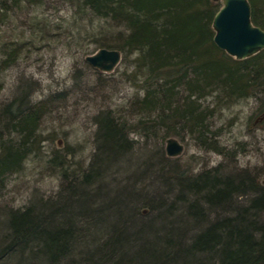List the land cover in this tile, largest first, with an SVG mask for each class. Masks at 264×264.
<instances>
[{
	"label": "rangeland",
	"instance_id": "obj_1",
	"mask_svg": "<svg viewBox=\"0 0 264 264\" xmlns=\"http://www.w3.org/2000/svg\"><path fill=\"white\" fill-rule=\"evenodd\" d=\"M211 1L222 5L221 1ZM85 4L86 0H0V114L13 101L23 107L21 115L43 106L29 135L25 158L16 170L0 173V241L8 233L11 216L27 206L56 202L71 184L89 192L101 190V195L117 202L127 193L119 196L113 184L122 183L135 194L156 198L155 204L176 203L174 213H167L164 209L149 211L139 199L129 200L134 216L145 221L147 237L141 242L147 250L155 238L166 234V227L160 223L164 214L170 218L177 213L171 218L172 228L184 231L195 221L200 223L197 217L201 215H208L205 222L231 215L225 202L211 215L212 207L201 202L204 191L193 193L195 196L187 194L192 180L199 177H218L231 181L234 187L242 182L244 193L249 195L240 199L232 192L229 198L237 208H250L248 199L257 194L251 186L264 190V85H260L264 82V50L255 59H249L254 55L237 60L217 47L233 66L235 92L226 94L220 88L205 87L188 97V92L181 90L179 98L165 101V80L151 79L149 89L156 92L160 103L143 109L140 100L145 90L141 83L147 71L141 66L142 76L135 73L139 65L136 52L120 51L122 59L109 73L85 61L87 55L103 48L102 42L121 46L119 32H126L116 21L94 16ZM244 73L252 75V87L242 86L244 75H240ZM169 82L165 81L167 85ZM187 101L194 104L191 112L201 117L197 132L186 128L188 120L183 116L175 124H167L168 119L164 120L166 125L160 123L158 114H176ZM106 118H111L126 142L128 136L126 147L112 151L110 156H105L106 146L99 142L104 125L97 124ZM151 120L159 129L155 135L142 130L144 123L140 125ZM4 127H0V141L18 147V137L8 133L10 126ZM169 138L183 145L180 155H166ZM181 196L184 203L179 202ZM194 202L202 203L205 215L193 207ZM258 216L257 226L264 224V211Z\"/></svg>",
	"mask_w": 264,
	"mask_h": 264
},
{
	"label": "trees",
	"instance_id": "obj_2",
	"mask_svg": "<svg viewBox=\"0 0 264 264\" xmlns=\"http://www.w3.org/2000/svg\"><path fill=\"white\" fill-rule=\"evenodd\" d=\"M248 1L253 24L264 29V0ZM85 6L94 16L116 21L126 31L119 32L123 45L112 47L102 42L101 47L117 48L119 51L130 49L138 54L136 59L139 65L135 73L142 76V67L147 71L141 83L145 90L140 100L145 105L143 109H151L160 103V100L155 99L156 92L153 91V94L149 89L151 85L148 81L151 79L170 81L168 85L165 81L162 84L166 87L163 91L165 101L169 97L179 98L181 90L188 92V97H191L194 90L205 87L220 88L226 94L238 89L236 78L232 74L233 66L228 64L229 58L213 42L211 25L220 8L219 4L211 0H86ZM260 54L249 59H255ZM235 63L240 64L242 61L235 60ZM234 67L239 70L238 66ZM242 76V86L247 84L252 87V75L244 73L240 78ZM260 85H264V82ZM188 97L185 99L190 100ZM193 107V102L187 101L183 110L171 115L158 114V119L162 125H166L165 119L170 120L167 124H172L178 117L183 116L188 120L186 128L194 133L201 117L191 112ZM22 109L21 105H16L13 101L1 110L0 127L10 126L8 133L16 135L20 144L12 148L0 141V173L16 170L25 158L29 135L43 111V106H35L26 112L27 115H21L24 113ZM187 111L191 113L183 114ZM3 114L7 116L3 117ZM99 121L97 124L104 125L101 127L103 132H99V142L106 146L105 156H110L114 150L124 149L128 144V136L126 142L111 118ZM143 123L144 132L155 135L159 131L153 120L149 124L140 122V125ZM162 139L166 138L163 136ZM113 185L119 196L127 193L117 202L101 195V190L89 192L80 185L77 187L71 184L56 202L48 201L39 204L37 208L27 206L23 212L11 216L8 228H5L8 233L0 241V263L264 264V224L257 226L256 221L258 214L264 211V190L251 186L257 194L262 191L261 196L257 198L255 192V196H249L248 199L250 208H237L229 196L232 192L240 197L249 195L244 193L242 182L234 187L231 181L220 180L218 177H199L192 180L187 194L195 196L193 193L204 191L201 202L212 207L211 215L222 202L229 203L231 215L221 220L212 218L210 221L206 220L207 222L204 219L208 215H201L200 219L197 217L200 223L195 221L184 231L172 228L171 218L177 213L170 218L164 214L160 223L166 227V234L162 233L159 238H155L149 245L150 250H147L145 242H141L145 235L147 237L143 228L145 221L141 222L138 216H134L129 200L139 199V204L143 203L145 209H164L167 213H174L176 203L168 204L166 201L165 204L160 201L155 204L156 198L140 196L133 190L130 192L122 183ZM181 198L179 202L184 203L185 198ZM200 205L202 203H193V207L205 215V210ZM151 227L152 225L150 229ZM206 257L207 262L204 261Z\"/></svg>",
	"mask_w": 264,
	"mask_h": 264
},
{
	"label": "water",
	"instance_id": "obj_3",
	"mask_svg": "<svg viewBox=\"0 0 264 264\" xmlns=\"http://www.w3.org/2000/svg\"><path fill=\"white\" fill-rule=\"evenodd\" d=\"M218 1V0H213ZM222 5L212 20L213 42L229 56L242 60L264 49V30L252 24L251 7L248 0H221ZM121 53L117 49L100 48L85 57L95 69L109 73L118 65ZM183 145L175 139L166 141L165 153L176 157Z\"/></svg>",
	"mask_w": 264,
	"mask_h": 264
},
{
	"label": "bare ground",
	"instance_id": "obj_4",
	"mask_svg": "<svg viewBox=\"0 0 264 264\" xmlns=\"http://www.w3.org/2000/svg\"><path fill=\"white\" fill-rule=\"evenodd\" d=\"M96 34H97V33H95V34H93V35H94V36H97Z\"/></svg>",
	"mask_w": 264,
	"mask_h": 264
}]
</instances>
